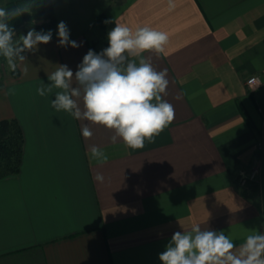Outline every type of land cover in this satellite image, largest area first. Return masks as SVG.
Listing matches in <instances>:
<instances>
[{
  "label": "crops",
  "instance_id": "crops-1",
  "mask_svg": "<svg viewBox=\"0 0 264 264\" xmlns=\"http://www.w3.org/2000/svg\"><path fill=\"white\" fill-rule=\"evenodd\" d=\"M53 4L57 25L81 46H59L56 27L49 43L22 53L15 72L0 74V120L16 119L24 137L20 172L0 178V264H162L173 233L193 224L237 246L264 232V86L246 85L264 74V0ZM86 15L168 34L164 53H144L167 70L163 98L175 110L154 143H112V131L52 108L54 92L37 94L58 65L78 70L94 44L77 22ZM92 145L108 159L90 158ZM257 163L259 179L241 186L240 173Z\"/></svg>",
  "mask_w": 264,
  "mask_h": 264
},
{
  "label": "clouds",
  "instance_id": "clouds-1",
  "mask_svg": "<svg viewBox=\"0 0 264 264\" xmlns=\"http://www.w3.org/2000/svg\"><path fill=\"white\" fill-rule=\"evenodd\" d=\"M34 6V0H27L12 9L0 7V57L12 72L17 70V61H27L22 53L34 52L39 44L52 39L51 30L35 29L16 38L9 21L31 14ZM57 36L61 47L81 46L70 39V30L63 21L57 25ZM107 39L109 46L100 53L88 50L75 73L67 65H58L48 75L50 83L41 85L36 92L39 96L54 92L51 107L57 112L64 111L76 120L112 131V143L119 138L126 147L141 149L146 141L154 143L175 118L173 105L163 98L169 85L167 70L157 71L144 55L164 53L169 36L149 26L133 31L126 24L115 22ZM250 83L254 85L252 91L261 84ZM81 133L86 139L93 135L88 124L82 125ZM89 152L92 159H108L95 145L90 146ZM94 179L103 182L105 178L97 172ZM159 260L162 264H264V232L252 231L237 246L224 231L202 230L200 225L193 224L190 230L173 233Z\"/></svg>",
  "mask_w": 264,
  "mask_h": 264
},
{
  "label": "trees",
  "instance_id": "trees-1",
  "mask_svg": "<svg viewBox=\"0 0 264 264\" xmlns=\"http://www.w3.org/2000/svg\"><path fill=\"white\" fill-rule=\"evenodd\" d=\"M27 0H11L7 3V9H12ZM34 7L31 14L25 13L20 17L9 21L10 26L15 30L21 27L24 32L35 29H54L57 24V17L52 0H34ZM103 16L99 20H103ZM107 47L108 40L105 41ZM91 49L99 53L94 44ZM24 137L22 129L16 119L0 120V178L14 175L20 172L23 158Z\"/></svg>",
  "mask_w": 264,
  "mask_h": 264
},
{
  "label": "rangeland",
  "instance_id": "rangeland-1",
  "mask_svg": "<svg viewBox=\"0 0 264 264\" xmlns=\"http://www.w3.org/2000/svg\"><path fill=\"white\" fill-rule=\"evenodd\" d=\"M10 1L11 0H4V2H5L4 4H2L0 2V7L6 8L7 3H9ZM53 6H54V4H53ZM54 9H55V7H54ZM55 13H56V11H55ZM56 17H57V15H56ZM78 18L79 19L77 20V22L80 21L81 24L84 25V27L87 31V35L91 38L92 42H94L96 49L98 48L99 50L102 51L103 49L107 48L105 41L108 40L107 34L113 27L110 23H107V24L105 23V21H106L105 17L103 18V20H99V21L97 20V22L91 16H88V15L83 16V17L79 16ZM56 27H57V24H56ZM55 28L51 29V31L55 30ZM49 30L50 29H43V31H49ZM14 31L16 34H17V32H20V31L24 32L21 27H18ZM5 72H10V70L7 67L6 60L4 58L0 57V74H4Z\"/></svg>",
  "mask_w": 264,
  "mask_h": 264
},
{
  "label": "built area",
  "instance_id": "built-area-1",
  "mask_svg": "<svg viewBox=\"0 0 264 264\" xmlns=\"http://www.w3.org/2000/svg\"><path fill=\"white\" fill-rule=\"evenodd\" d=\"M251 81H256L258 83H261L259 86H264V74L263 75H253L249 77L246 80V85L250 88H252L254 85L251 84ZM258 145L261 149L264 150V136H262V139L258 142ZM261 167L260 164L257 163L253 165L250 169L243 171L240 173L238 182L241 186H246L249 182L257 181L260 176Z\"/></svg>",
  "mask_w": 264,
  "mask_h": 264
}]
</instances>
